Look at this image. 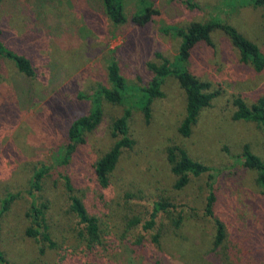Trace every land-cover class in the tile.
<instances>
[{"label":"rangeland","instance_id":"rangeland-1","mask_svg":"<svg viewBox=\"0 0 264 264\" xmlns=\"http://www.w3.org/2000/svg\"><path fill=\"white\" fill-rule=\"evenodd\" d=\"M225 1L123 0L128 20L115 25L101 0H2L0 42L30 59L36 75L26 78L10 61L0 60V197L5 188L26 189L34 166L41 162L54 166L43 194L50 202L49 217L55 222L62 221L66 210L60 173L83 192L88 206L97 205L93 211L111 214V221L115 215L128 212L122 202L115 215L112 213L111 200L125 192L166 193L182 204L199 208L206 192L205 176L193 179L181 192L172 190L165 150L182 144L190 157L214 168L219 196L216 214L226 225L233 261L264 264V189L256 184V173L238 162L244 145L264 161V134L254 123L231 119L234 97L240 96L251 105L264 96V69L256 71L242 63L223 35H214V47L197 46L187 63L193 75L208 81L220 93L201 112L189 138L183 139L177 132L184 113V95L177 81L168 77L148 119L138 107H132L130 133L134 146L120 156L109 188L96 185L91 164L113 143L110 122L120 117L126 106L105 105L103 123L86 136L69 162L55 167L57 161L53 160L57 150L68 144V122L90 112L89 101L77 100V94H90L98 84L108 86L109 61L119 65L129 86H144L152 77L149 63L160 65L162 58L175 60L179 39L166 28H185L192 22L220 18L264 53L262 10L239 5L226 8ZM148 4L157 15L143 28L134 26L130 18ZM17 207L18 211L13 208L5 221L2 243L12 264H93L91 256L84 255L61 232L55 237L64 250L40 255L38 245L23 235V206ZM119 261L183 264L177 256L167 257L155 250H148L144 258L126 254Z\"/></svg>","mask_w":264,"mask_h":264},{"label":"trees","instance_id":"trees-1","mask_svg":"<svg viewBox=\"0 0 264 264\" xmlns=\"http://www.w3.org/2000/svg\"><path fill=\"white\" fill-rule=\"evenodd\" d=\"M101 3L113 24L122 25L127 22L123 0H101ZM186 4L191 8L195 7L189 2ZM223 5L226 8L236 5L260 8L264 40V0H226ZM157 13L151 4H148L133 14L130 22L143 28ZM166 32L173 33L179 39L177 56L173 62L162 58L160 65L149 63L148 69L152 77L146 85L129 86L119 65L111 60L106 66L108 86L98 84L90 94H77L76 99L89 101L91 109L88 115L68 122V144L55 153V167L65 166L76 148L85 143L86 136L101 126L105 105L126 106L123 114L110 122L113 143L91 164L96 185L101 189L109 188L120 156L134 146L130 133L132 107H138L148 119L154 100L163 95L161 86L168 77L177 81L184 95V113L177 132L181 138H189L201 112L209 108L220 93L214 90L208 81L193 75L187 69V63L197 46L214 47L215 34L223 35L229 40L242 63L252 66L256 71L264 69V53L259 46L220 18L205 23L192 22L185 28L168 27ZM0 60L10 61L26 78L31 79L36 75L30 59L13 52L1 42ZM232 104L233 121L254 123L264 134V96L251 105L237 96L233 98ZM165 157L169 173L173 177V191L181 192L193 179L206 177V192L200 207L182 204L166 193L157 196L152 193L147 195L143 191L125 192L111 200L112 213L114 214L122 202L128 212L120 216L114 214L116 219L112 221L111 214L99 215V212L93 211L97 205L88 206L83 192L62 173L58 175V180L62 183L65 193L66 210L61 222L51 219L48 213L50 202L43 193L54 166L37 163L26 189L14 191L5 188L1 193L0 264H12L7 259L2 243L5 221L9 214L15 211L13 208L18 211L19 204L23 206L20 212L25 226L23 235L30 243L38 245L40 255H44L46 251L64 250L57 239L61 232L71 238V242L76 248L82 249L84 255H90L93 264H120L119 259L126 254L134 258H144L148 250H155L167 257L177 256L183 264H238L233 261L234 255L228 242L226 225L216 214L219 196L214 184V168L190 157L182 144L169 146L165 150ZM238 162L245 169L256 173V184L264 189V161L252 153L248 145L243 146ZM105 205L109 210L108 203ZM199 241L201 243H198Z\"/></svg>","mask_w":264,"mask_h":264}]
</instances>
